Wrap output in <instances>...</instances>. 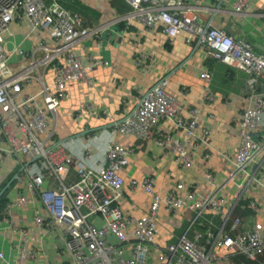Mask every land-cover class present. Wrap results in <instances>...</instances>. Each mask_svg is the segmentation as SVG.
<instances>
[{
	"label": "built area",
	"instance_id": "1",
	"mask_svg": "<svg viewBox=\"0 0 264 264\" xmlns=\"http://www.w3.org/2000/svg\"><path fill=\"white\" fill-rule=\"evenodd\" d=\"M127 12L117 16L112 23L140 21L147 32L159 26L169 38L180 32L185 41H195L206 48L208 57L222 61L246 74L245 99L247 105L241 115L238 134L240 142L232 160L229 180L250 175L264 187V165L258 173L249 174V169L264 151V140L252 137V132L264 127V55L254 51L243 39H234L223 29L210 23L204 24L188 14L181 4L172 0H125ZM200 1V0H195ZM248 8L247 0H235L233 10L243 14ZM23 16L30 25V33L47 27L53 33V43L41 41L30 51L20 42L7 40L3 33L9 31L12 21ZM82 26L77 13L66 9L58 0H0V163L6 160L25 158L14 179L24 185L25 191L7 199L0 208V228L19 233L21 246L18 263L40 255L38 247L29 248L30 240L39 241L44 235H53L60 241L71 257V264H148L156 236L157 217L161 208L167 212L178 209L190 211L185 232L175 242L158 251L156 259L161 264H219L218 249L238 252L249 258L264 251V228H247L236 236H214L211 232L197 233L191 239L186 235L189 227L204 210L218 212L225 199L215 188L211 174L206 176L212 188L204 193L185 189L182 181L165 193L154 188V179H130V190L141 189L150 197L148 210L140 217L125 216L117 201L123 195L124 179L121 175L129 163L133 149L109 141L102 155L93 154L88 144L77 145L76 141L54 140L57 109L66 96V84L76 81L92 85L88 70L82 66L73 47L82 39L75 31ZM99 27L87 31L95 34ZM106 63V62H105ZM52 67V81L46 83L45 71ZM200 78L209 83L211 76L202 71ZM39 84L35 93L29 87ZM167 78L163 77L140 95L134 109L120 120L101 110L112 132L133 135L140 140H151L173 153L177 163L190 167L192 157L184 143L169 136L156 135L155 127L165 119L188 137H197L206 142L208 129L202 135L195 132L198 110L190 109L187 119L182 117L181 105L176 97L166 90ZM205 97L211 99L208 91ZM74 119L87 128V122L98 111L90 101H84L74 110ZM18 130V132L15 130ZM76 159V178L67 182L70 165ZM54 176L56 189H43L46 177ZM184 191V194H180ZM39 200L43 211L37 203ZM254 203L249 207L254 208ZM32 209L33 226L30 232L16 227L11 221L15 208ZM100 217L102 226L94 223ZM113 241L109 240V237ZM129 252V256L126 253ZM5 259L0 250V260ZM51 264V263H47Z\"/></svg>",
	"mask_w": 264,
	"mask_h": 264
},
{
	"label": "crops",
	"instance_id": "2",
	"mask_svg": "<svg viewBox=\"0 0 264 264\" xmlns=\"http://www.w3.org/2000/svg\"><path fill=\"white\" fill-rule=\"evenodd\" d=\"M66 9L77 13L82 26L75 31V36L82 39L73 47L82 66L88 70L92 85L76 81L66 84V96L58 106L54 140L80 138L76 144L86 143L93 154L102 155L106 144L114 143L132 148L129 163L121 172L124 179L123 195L117 201L125 216L140 217L146 213L150 197L141 189L130 190L129 180L152 177L154 188L165 193L182 181L185 189L204 193L212 188L206 174L213 176L215 188L224 197L220 211L204 210L189 227L186 235L193 239L197 233L211 232L214 236H236L247 228H264V187L256 184L248 175L233 179L228 178L240 142L239 123L243 109L249 105L245 99L246 74L228 66L222 61L208 57L206 48L195 41L187 43L186 34L180 32L169 38L157 27L154 32H147L144 25L135 19L129 23H112L117 16L129 9L125 0H58ZM188 14L204 24L210 23L223 29L234 39H243L254 51L264 55V0H247L248 8L243 14L233 10L235 0H172ZM99 27L95 34L87 31ZM52 31L42 27L30 33L26 19L18 15L11 23L9 31L3 33L7 40L6 47L13 42H20L26 51H30L41 41L52 44ZM12 42V43H13ZM11 43V44H12ZM106 62V63H105ZM208 71V82L200 78L202 71ZM166 77V90L176 97L181 105V113L187 119L190 109L198 110L195 132L202 135L208 129L206 142L197 137H188L176 129L171 122L161 119L155 127L156 135L169 136L182 141L192 157L190 167L176 162L173 153L151 140H140L133 135L112 132L108 120L101 115L106 110L116 120H120L132 111L142 95L159 79ZM46 83L52 81V67L45 71ZM39 84H32L28 91L35 93ZM208 91L210 98L205 97ZM84 101H90L98 111L92 115L87 128L74 119V110ZM4 111L0 108V114ZM18 132V130L15 128ZM255 140H264V127L252 132ZM76 159H73L67 182L76 178ZM25 158L6 160L0 163V192L7 199L25 193L24 185L14 179V174L22 165H27ZM264 165V151L252 164L249 174L258 173ZM57 180L50 175L43 181V189H56ZM180 194H184L181 191ZM37 203L43 211L39 200ZM254 203V208L249 207ZM194 214L184 209L167 212L161 208L158 212V235L148 258V264H161L156 255L160 249L176 241L185 232ZM94 223L104 224L100 217H94ZM16 227H24L33 233L32 209L15 208L10 221ZM188 222V224H187ZM0 228V250L5 259L0 264H17L18 249L21 246L20 235ZM110 241L113 238L109 237ZM29 248L38 247L42 251L34 259H27L25 264H71V257L63 244L55 236L44 235L39 241H29ZM219 264H264V251L249 258L238 252H226L218 249ZM129 256V252L126 253Z\"/></svg>",
	"mask_w": 264,
	"mask_h": 264
},
{
	"label": "trees",
	"instance_id": "3",
	"mask_svg": "<svg viewBox=\"0 0 264 264\" xmlns=\"http://www.w3.org/2000/svg\"><path fill=\"white\" fill-rule=\"evenodd\" d=\"M6 202V197H5V194H1L0 195V208L5 204Z\"/></svg>",
	"mask_w": 264,
	"mask_h": 264
},
{
	"label": "water",
	"instance_id": "4",
	"mask_svg": "<svg viewBox=\"0 0 264 264\" xmlns=\"http://www.w3.org/2000/svg\"><path fill=\"white\" fill-rule=\"evenodd\" d=\"M3 191H4V190H2V191L0 192V195L2 194Z\"/></svg>",
	"mask_w": 264,
	"mask_h": 264
},
{
	"label": "rangeland",
	"instance_id": "5",
	"mask_svg": "<svg viewBox=\"0 0 264 264\" xmlns=\"http://www.w3.org/2000/svg\"><path fill=\"white\" fill-rule=\"evenodd\" d=\"M187 224H188V222H187Z\"/></svg>",
	"mask_w": 264,
	"mask_h": 264
}]
</instances>
